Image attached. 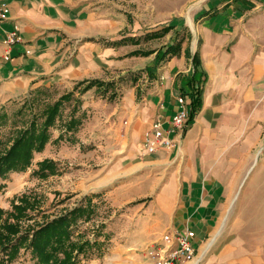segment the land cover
Instances as JSON below:
<instances>
[{"label": "crops", "instance_id": "0c3cea01", "mask_svg": "<svg viewBox=\"0 0 264 264\" xmlns=\"http://www.w3.org/2000/svg\"><path fill=\"white\" fill-rule=\"evenodd\" d=\"M0 2L10 9L0 26L2 79L72 90L125 60H146L147 88L138 82L115 110L125 134L116 138L110 173L137 193L128 202L142 201L163 183L162 219L140 244L152 246L168 229L189 228L197 235L196 262L264 264V0ZM187 16L197 22L194 30L183 24ZM15 29L19 41L8 51L5 34ZM176 45V55L166 54ZM137 50L151 55L131 56ZM201 80V107L186 129L171 134L174 146L147 155L146 132L156 121L167 126L179 95H186L191 116L190 92ZM141 204L131 209L132 219L147 212L152 220L153 209Z\"/></svg>", "mask_w": 264, "mask_h": 264}, {"label": "rangeland", "instance_id": "374dc122", "mask_svg": "<svg viewBox=\"0 0 264 264\" xmlns=\"http://www.w3.org/2000/svg\"><path fill=\"white\" fill-rule=\"evenodd\" d=\"M150 1L141 0V5L149 6ZM129 21L133 23V20ZM183 24L194 30L197 22L193 21V24H190L187 16ZM129 31L125 28L124 33ZM125 62L119 68H111L102 78L104 82H115L108 88L109 90L107 87L100 89L94 87L82 96L75 95L74 100L67 104L64 112L66 118L77 99L79 100L77 115L83 117L82 126L72 135V139L55 142L61 131L58 127L54 128L52 141L42 153L35 155L33 164L26 172L10 173L4 179L0 178V207L10 210L11 201L23 194L37 196L41 200L40 209L32 213V218L39 222L44 220V217L51 218L65 213L87 199L93 201L94 213L91 218L87 221L80 220L74 229L75 237L84 234L91 241L97 240L98 245L88 250L85 255H81L78 259L79 264H153L147 250L151 243L143 245L140 241L143 236L151 237L149 234L151 224L162 219L161 203L157 199L162 195L160 191L163 183L162 181L158 183L156 189L149 193L144 192L143 195L146 196L142 201L128 202L129 199H137V193L132 192L128 185L123 188L120 185L121 180L118 181L116 175H110L114 172L113 166L116 162L114 158L118 154L116 138L125 134V125L120 122L122 120L117 116L119 112L115 113V110H119L122 96L128 89L138 82L145 84L143 88H147L149 83L144 68L146 60L134 58ZM69 86L58 84L35 87L30 83L29 87L23 82L20 84L14 78L5 80L0 77V110L12 115L37 89L43 91V104L53 103L61 95L74 89L69 90L72 87ZM121 129L124 132L120 131ZM9 136L10 127L4 129L2 148L8 144ZM125 146L127 147L124 139L123 147ZM125 152L126 149L122 151ZM45 159L53 160L57 170L55 175L41 179L33 175V172L38 169V163ZM105 172H109L106 181ZM254 172L257 173V170ZM159 174L160 172H152L151 175L157 179ZM102 182H107V185ZM143 202H147L145 209L149 207L153 209V219L151 220V216L146 212L144 216L133 220L131 209L139 208L138 205ZM30 223H33V220ZM160 238L161 235L156 242H159ZM156 242L153 245L158 244ZM211 242L212 240L208 245ZM206 248L201 257L210 249L208 246ZM213 248L214 246L211 249ZM31 258L29 252L22 249L12 264H35ZM196 260L191 264H195ZM203 262V259L199 261L200 264Z\"/></svg>", "mask_w": 264, "mask_h": 264}, {"label": "trees", "instance_id": "16d2710c", "mask_svg": "<svg viewBox=\"0 0 264 264\" xmlns=\"http://www.w3.org/2000/svg\"><path fill=\"white\" fill-rule=\"evenodd\" d=\"M167 29L170 30L169 27ZM146 37L148 39L150 36L146 35ZM178 47V45L170 47L166 54L169 52L176 55ZM148 55H151V51L137 50L131 53V56ZM114 83L100 79L84 80L53 103L44 104L43 91L37 89L12 115L1 109L0 178L4 179L10 173L26 172L33 164L35 155L42 153L52 141L54 128L58 127L61 131L55 142L72 139V135L82 126L83 117L77 115L79 109L77 99L66 118L64 112L67 104L74 100L75 95L82 96L94 87L108 89ZM203 86V80L192 86L190 119L201 107ZM8 127H10L8 144L2 148L4 129ZM38 165L33 175L46 179L56 174L57 166L53 160L45 159ZM40 203L39 197L23 194L11 201L10 210L0 207V264H12L19 257L22 249L30 253L35 264H79V257L98 245L97 240L91 241L84 234L75 237L74 228L78 226L79 221L89 220L94 213L91 199L55 217L43 216L44 220L39 222L32 218V213L39 211ZM31 220L33 223H30Z\"/></svg>", "mask_w": 264, "mask_h": 264}, {"label": "built area", "instance_id": "2783aa9c", "mask_svg": "<svg viewBox=\"0 0 264 264\" xmlns=\"http://www.w3.org/2000/svg\"><path fill=\"white\" fill-rule=\"evenodd\" d=\"M9 13V7L0 2V26L8 19ZM18 41V30L6 32L5 43L8 51ZM176 102L177 110L169 118L167 126H164L161 121H156L152 124L151 129L146 132L144 152L147 155L155 154L163 148H172L175 142L171 134L182 131L188 126L190 114L186 95H179ZM196 240L197 235L192 229H168L161 235L158 244L147 247L149 250L148 257L153 261V264L192 263L197 257ZM199 261L195 264H198Z\"/></svg>", "mask_w": 264, "mask_h": 264}, {"label": "bare ground", "instance_id": "6f19581e", "mask_svg": "<svg viewBox=\"0 0 264 264\" xmlns=\"http://www.w3.org/2000/svg\"><path fill=\"white\" fill-rule=\"evenodd\" d=\"M213 243H214V241L212 240V242L208 245V248H210Z\"/></svg>", "mask_w": 264, "mask_h": 264}]
</instances>
